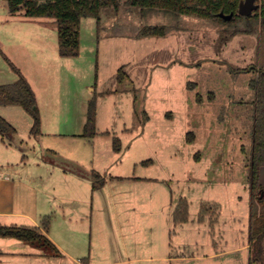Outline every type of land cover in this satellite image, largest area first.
Masks as SVG:
<instances>
[{
    "label": "rangeland",
    "instance_id": "374dc122",
    "mask_svg": "<svg viewBox=\"0 0 264 264\" xmlns=\"http://www.w3.org/2000/svg\"><path fill=\"white\" fill-rule=\"evenodd\" d=\"M123 1L119 13H101L99 28L95 18H82L80 53L67 57L59 54L52 19L11 14L0 0L2 46L29 70L43 129L80 133L88 98L97 100L98 152L87 139L50 140L62 167L107 166L108 175L118 176L101 199L91 195L73 254L90 251L91 264H249L251 213L264 211L250 183L253 84L264 68V35L230 37L233 26L158 9L141 12ZM145 25L168 31L137 37ZM0 67L10 69L1 53ZM121 67L126 77L119 82ZM5 107L20 138H40V132L31 135L33 118L22 106ZM14 134L3 136L13 141ZM44 178L45 188L54 183L63 191L56 175ZM258 183L264 185V167ZM184 199L189 217L179 225L173 210ZM0 264L73 263L50 248L0 236Z\"/></svg>",
    "mask_w": 264,
    "mask_h": 264
},
{
    "label": "trees",
    "instance_id": "16d2710c",
    "mask_svg": "<svg viewBox=\"0 0 264 264\" xmlns=\"http://www.w3.org/2000/svg\"><path fill=\"white\" fill-rule=\"evenodd\" d=\"M11 14L23 10L29 18L52 19L57 27L59 54L61 56H78L80 53V27L81 20L85 17L96 19L98 28L101 26V13L112 11L119 13L121 0H5ZM240 0H124L126 7L144 12L147 9H158L174 14L175 16L187 15L203 19H211L221 24L233 26L229 36L237 33H257L264 35V0H257L260 8L250 16L238 13ZM223 11L226 14L234 12L230 21L219 16ZM241 22L244 24L241 26ZM168 31L166 25H145L139 29L137 37L164 36ZM229 32V31H224ZM122 34V33H117ZM0 53L3 51L0 47ZM4 55V54H3ZM11 67L18 74V78L9 84L0 85V106H22L33 118V133L41 129V115L37 104L36 94L22 72L9 60ZM126 77L123 67L118 71V81ZM255 90V114L253 144L251 153L250 183L252 194L256 195L260 204L264 205V186L259 182V169L264 167V68L258 71V77L253 84ZM15 133V128L0 115V134ZM97 133V100L94 96L88 104L84 136L92 138ZM114 149L121 150V141L114 139ZM148 161H146L147 163ZM93 189L103 186L104 180L97 173L92 174ZM188 217V202L181 200L174 212L175 222L186 221ZM0 236L16 237L36 247L50 248L52 254L59 250L35 227L5 226L0 224ZM250 259L249 264H264V211L251 213L250 231Z\"/></svg>",
    "mask_w": 264,
    "mask_h": 264
},
{
    "label": "crops",
    "instance_id": "0c3cea01",
    "mask_svg": "<svg viewBox=\"0 0 264 264\" xmlns=\"http://www.w3.org/2000/svg\"><path fill=\"white\" fill-rule=\"evenodd\" d=\"M0 47L3 54L7 56L27 78L37 98V92L30 78L29 70L22 67L17 59L11 56L10 53L4 52L1 34ZM3 54L2 56L4 57ZM4 60L8 62L5 58ZM27 60L31 63V66L37 69L36 66H39L37 62L32 61L31 57H28ZM3 68L4 67H0V75L3 74V70L7 72L4 77L0 76V85L12 83L18 78V74L11 65L10 69L6 70ZM3 78L4 80H2ZM38 81H40V78H38ZM92 98H88V104ZM37 104L41 115L38 98ZM5 108V106L0 107V115L11 124L3 114ZM85 123L86 121L83 122L82 131L80 133H56L51 131V129H43V119L41 117V136L40 138L34 136L33 139H29V142H27L26 139L20 138L16 126H14L15 138L13 141L5 139V137L0 134V224L5 226L35 227L39 229V231L46 235L59 250L58 254L54 255L56 257L62 256L64 258H69L73 264H91V257L87 255L90 254V251H81V256L73 254L75 253V249L80 247V242L76 235L78 231H76V229L85 226L87 220L86 216L88 212H90L89 210H92L90 202L91 195L98 194L101 199V197L105 195L106 190L112 191V179L118 178V176H111L105 172L107 166L98 168L93 165L92 170L88 166L86 168L84 167V171H79L77 169L67 168L66 166L62 167L58 163L56 159L58 152L50 142V140H54L58 136L67 139L73 138L72 140L75 138L90 140V142H93L94 151H99L95 146V142L98 138V129L94 137H85ZM30 132L31 135H33L31 130ZM46 136H49L48 143L45 141ZM88 152H90V150ZM88 152L86 153L85 151L86 154H88ZM93 160L91 161L92 163ZM77 163L82 165L81 160H78ZM93 173H97L104 180L103 186L98 189H93ZM44 175H56L59 184L61 183L62 185L60 187L63 188L64 192L58 193L57 189L59 190L60 188L55 187L56 184L54 183H52V185L49 184L50 186L48 188L50 189L45 188L46 180ZM111 191V195L115 196ZM177 205L173 210L174 212ZM174 212L172 217L173 223L182 225L188 221L189 212L187 220L183 222H175ZM85 229L86 228H84V230ZM250 246L251 240L249 239L246 247L250 249Z\"/></svg>",
    "mask_w": 264,
    "mask_h": 264
},
{
    "label": "water",
    "instance_id": "95a60500",
    "mask_svg": "<svg viewBox=\"0 0 264 264\" xmlns=\"http://www.w3.org/2000/svg\"><path fill=\"white\" fill-rule=\"evenodd\" d=\"M259 8L260 4L257 2V0H240L238 13L243 16H250ZM219 16L226 21H230L234 16V12L226 14L225 12L221 11Z\"/></svg>",
    "mask_w": 264,
    "mask_h": 264
},
{
    "label": "built area",
    "instance_id": "2783aa9c",
    "mask_svg": "<svg viewBox=\"0 0 264 264\" xmlns=\"http://www.w3.org/2000/svg\"><path fill=\"white\" fill-rule=\"evenodd\" d=\"M1 174V173H0Z\"/></svg>",
    "mask_w": 264,
    "mask_h": 264
}]
</instances>
